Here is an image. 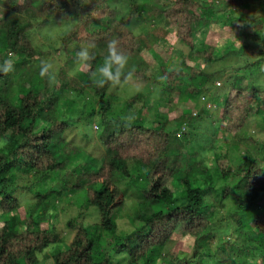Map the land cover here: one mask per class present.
Returning a JSON list of instances; mask_svg holds the SVG:
<instances>
[{
    "label": "trees",
    "instance_id": "obj_1",
    "mask_svg": "<svg viewBox=\"0 0 264 264\" xmlns=\"http://www.w3.org/2000/svg\"><path fill=\"white\" fill-rule=\"evenodd\" d=\"M252 3L259 7L263 0H220L228 8L211 15L214 0H0V63L6 58L14 63L13 71L0 72V264H42V259L50 264H111L114 255H123L127 264H158L168 243L183 236L191 241L190 256L169 249L164 263L211 264L202 260L200 249L204 239L210 249L213 235L208 229L226 199L235 208L232 225L240 231L243 222L252 226L245 232L250 240L240 246V255L246 254L240 264H264V156L246 154L233 172L219 165L226 152L213 150L231 134L235 141L257 144L264 155L263 139L239 133L252 113H262L264 86L249 80L243 86L244 78L233 75L226 82L227 93H209L218 104L213 107L208 98L199 99L202 92L194 84L212 74L186 61L216 60L215 45L196 47V33L211 23L221 27L225 15L244 41L239 52L243 63L235 71L255 68L262 75L264 12L246 16L234 11ZM152 20L160 23L138 33ZM47 21L66 23L61 34L65 62L57 69L54 56L31 40ZM172 32L193 56L188 58L181 49L169 56L163 52ZM113 41L117 52L127 56L123 67L113 64L110 69L114 76L120 73L119 82L107 80L100 71ZM84 48L88 61L78 56ZM224 48L222 59L235 50ZM42 62L51 65L43 77ZM158 77L164 83L159 97L142 91ZM121 83L140 88L123 101L124 116L113 110L110 96ZM68 97L70 104L63 108ZM199 100L202 104L196 105ZM212 114L219 116L218 136ZM261 122L264 130V111ZM68 129L99 146V158L68 140ZM192 144L197 148L189 147ZM16 172L31 173L32 180L16 178ZM17 180L22 184L15 185ZM52 180L54 184L37 188ZM16 186L35 198L24 215L14 195ZM130 193L139 198L127 208L132 222L127 230L119 228L118 219ZM59 204L64 212L70 204L81 210L94 207L98 220L87 222L81 214L68 218L65 227L74 233L66 244L54 224ZM247 214L249 219L243 220ZM104 235L112 238L105 245ZM60 244L66 248H58ZM230 244L235 245L222 240L218 248ZM50 245L55 246L49 256L40 259L38 254Z\"/></svg>",
    "mask_w": 264,
    "mask_h": 264
},
{
    "label": "rangeland",
    "instance_id": "obj_2",
    "mask_svg": "<svg viewBox=\"0 0 264 264\" xmlns=\"http://www.w3.org/2000/svg\"><path fill=\"white\" fill-rule=\"evenodd\" d=\"M259 7L257 3H252L251 8L237 7L234 11L243 13L246 16L247 15L251 16L261 11L264 12V0L262 4H259ZM227 8L228 6H222L220 4V0H214V7L211 9V15H214V14L222 15L224 11H226ZM231 14H233L232 11H231ZM221 21L224 22V24L221 25V27H219L218 24L216 23H211L207 27L200 28V30L196 33V37H197L196 47L197 48L200 49V48H204L206 45H215L217 49L215 51L216 53L214 54L216 60L213 61L212 63H204V61L194 59V58L190 59L189 55L193 56V54L189 51V49L186 50L181 44L176 42L173 32L172 34H170L171 36L168 40V45L166 44L163 48L165 50L163 52L167 56H169L168 53L173 54L176 51V49H181L185 55L188 54L189 60H186L188 64L190 65L193 64L195 67L202 69L205 73L212 74L210 77H207V78L200 77V78L195 79L194 84L199 89H201L202 93L200 94L199 99L208 98L207 100L209 101L210 104H213V107H217L218 104L217 102H214L215 100L209 93H213V92L216 93L217 90L219 91L220 94L227 93V91H229V84H227L226 82L230 81L233 75H238L244 78L242 80L243 86L246 84V82H248V80L252 81L253 83L257 85L258 83H260L259 85L264 86V72L262 75H259V73L262 70L255 69V68L254 69H240L239 68V70L235 71V69L237 67H240L243 63L239 52H241L240 45L244 41H243V38L240 37L237 32L236 24L229 26L228 21L225 18V15L222 16ZM159 23H160L159 20L158 21L152 20L151 22L146 24V26L143 29H138V33L140 32L145 33L149 31L150 29H152L153 27H155L156 25H158ZM65 26H66V23L64 22L60 24H55V23L53 24L52 22H48L41 27L43 28L42 30L43 32H39L36 30L31 35V40H32L33 45L39 46L41 49H43L46 52H49L50 55L52 54L54 56V62H53L54 65L52 64L55 67L54 69H57L60 65H64V62H65V60H63L64 53H65L64 44L61 41V34L63 33L62 30ZM167 29L172 30L169 26L167 27ZM260 29L263 30L264 32V23L262 24V27H260ZM42 33L44 34V36L42 35ZM260 36L264 39V33L260 32ZM225 45L226 47L229 46L235 50H233L234 53L222 59L220 57V52L224 51ZM68 47H70V45H68ZM165 54H163L164 58H165ZM67 70L70 71L71 73L73 72L72 68H68ZM163 85L164 83H163L162 78L158 77L156 80H152L151 82H149L148 85H146L145 89L142 91H145V93H150V95L152 96L159 97L162 93ZM138 90H140V88H137L135 86H131L125 83L123 84L121 83L115 86V88L114 87L112 88L110 92V96L113 99L112 100L113 110L117 111L116 114H119V115L123 114L122 112L123 109L121 108L123 101L128 99L132 94H134ZM207 94L208 96L204 97ZM71 99L72 97H68V100L62 103L63 108H67L69 106ZM187 103L192 105L191 99ZM187 103H183V104H187ZM195 104L196 105L202 104L201 100H199V102L197 101ZM263 108L264 106L261 107L262 113L264 111ZM86 109H87V112L91 111V107H87ZM192 109L193 110L191 113L194 112L195 114H197L196 109L195 108H192ZM262 113L258 111L252 113L246 125L240 130L239 133L242 134L243 136H252V137H255L256 139L264 140V130L262 129V125H261L262 124L261 122ZM144 115H146V112L142 113V117H144ZM212 115L213 117H215V120H216L215 131H217L216 136H218L221 134V132L217 130V127L219 126V120L217 119L219 116H217V114H212ZM122 116H124V114ZM201 121L202 119L198 120L197 124H199V122ZM181 128L184 131L186 129V128L184 129V127H181ZM190 130H191V127H190ZM66 134H67L66 136L68 140H72L76 145H81L85 147L86 150L89 151L91 154L96 155L95 158L98 159L99 156L102 154L103 151L99 150V146H97L96 144L92 142H87L86 140H83L82 137L79 135L78 130L68 129ZM235 140L232 138L231 134H228V135H224L221 138V142L215 144L218 146L217 148L213 149L215 153L219 152L218 149H221L223 150V152H226V158H222L219 161L220 166H229L233 170V172H235L237 166L242 162L246 154H252L254 157H259V158H262L264 156L261 152L258 151L260 147H258L257 144L255 145L250 144L248 146L247 144H244V142L235 141ZM219 145H222V147H220ZM189 147H191L192 149H196L197 145L192 144V145H189ZM206 156L209 158L212 155L211 153H209ZM207 164H211V163L208 161ZM95 165L96 164H93V166ZM15 175H16V178H20L25 181L32 180L31 173L22 175L21 173L16 172ZM230 179L231 177H228L227 181H230ZM50 182L51 184H54L55 181L54 180L49 181L48 185L38 184L37 188H40V189L46 188L47 186L50 185L49 184ZM17 184H22V181L17 180L15 182V185ZM14 195L15 197L19 199V202L21 205L20 212L22 213V215H24V210L27 209L28 204L32 200L35 199L34 195L27 192L26 190L20 189L17 186L14 192ZM128 196H129L128 205L124 208V213H122V215L119 216L118 223H119V228L130 230L132 222L130 219L126 217V211L130 205L136 203L139 196H137V194H131V193ZM217 199H219V197ZM57 209H58L57 219L54 222V224L56 225V232L59 233V235L64 236V242H66V244L70 241L74 233L72 230H69L65 227V222L67 221L68 218L73 217V216H78L81 214V216H83V219H85V221L87 222H96L98 220V213L94 207L81 210V208H78L77 205L70 204L67 206V210L64 212L63 210H61V205L59 204L57 205ZM234 210L235 208L232 203V200L230 199L224 200L223 210L221 211V213H219V215L216 218L212 219L211 225L208 229V234L213 235L212 245L210 246V249L209 250L207 249L208 246H207L206 239H204L202 243V247L200 250H201V253L203 252L201 256L203 261H210L211 264H240L241 262L245 260L246 254L243 253L242 256L240 255V246L242 247L245 241L250 240L249 236L246 233L252 231V226H250V224L245 225L243 222L244 226L242 227V231H240V229L237 227L235 228L234 226L235 224L232 225V222L230 219V213L233 212ZM3 219H4V216L0 209V226L2 225ZM248 219H249V216L243 220H248ZM42 226L47 227L48 225L47 223L44 222ZM231 226L232 227L234 226V227L230 229ZM104 237L105 238H102L103 245L108 244V242H110L112 239L108 235H104ZM222 240L231 241L235 245L234 246H232L231 244L224 245L222 247L223 249H220L218 248V246L221 245ZM189 242L191 243L190 240L189 241L187 240V236H183V238L181 239H177V240H173L169 242L168 246H166V249L163 250L160 256L162 260L159 262L160 263L167 262V260L169 259V249L172 250L173 248L176 249V251H179L178 253L180 256H185V257L190 256L192 249L187 246ZM66 244H60L58 248L65 249ZM54 246L55 245H50L46 247L44 251L42 252L43 254L42 253L38 254V257L41 259L44 256L46 257L49 256L50 254L49 252L51 251L52 248H54ZM191 246H193V244ZM42 261H43L42 264H50L48 260L42 259ZM249 263L252 264L251 261H249ZM111 264H127V262L123 258V255H118V256L114 255Z\"/></svg>",
    "mask_w": 264,
    "mask_h": 264
},
{
    "label": "clouds",
    "instance_id": "obj_3",
    "mask_svg": "<svg viewBox=\"0 0 264 264\" xmlns=\"http://www.w3.org/2000/svg\"><path fill=\"white\" fill-rule=\"evenodd\" d=\"M78 56L83 61H88L89 59H91L87 48L82 49L78 53ZM126 62H127V56L117 52L116 43L115 41H113L109 44V56H108L107 62L105 66L100 69V71L102 75L107 78V80L119 82L120 73L117 72V74L114 76L110 70L111 66L113 64H116V65L123 67L126 64ZM13 67H14L13 60L11 58H6L3 60L2 63H0V72H3V73L11 72L13 71ZM50 68H51L50 64L46 62H42V66L40 68V75L43 77L46 74H48L50 71ZM104 82H105L104 80L100 81L101 84H103Z\"/></svg>",
    "mask_w": 264,
    "mask_h": 264
}]
</instances>
